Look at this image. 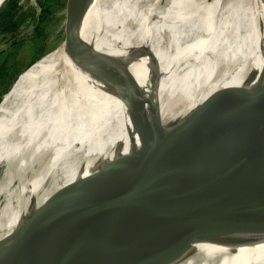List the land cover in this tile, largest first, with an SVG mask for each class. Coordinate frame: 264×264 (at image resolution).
<instances>
[{"label": "bare ground", "instance_id": "1", "mask_svg": "<svg viewBox=\"0 0 264 264\" xmlns=\"http://www.w3.org/2000/svg\"><path fill=\"white\" fill-rule=\"evenodd\" d=\"M74 8L72 35L25 70L0 102V264L56 215L81 202L110 199L115 184L98 186L94 173L110 175L116 157L125 156L128 179L140 170L131 160L162 149L170 128H182L178 143L187 132L196 133L199 116L210 114L230 87H246L249 68L257 76L239 110L264 98V0H76ZM102 22L111 52L100 49ZM72 38L76 45L65 44ZM96 52L111 58L109 81L99 74ZM123 87L131 94L128 105ZM150 103L159 112L157 122L147 111ZM164 172H144L125 198L144 193ZM203 172L192 206L172 218H186L184 235L141 264H264V224L254 200L236 186L254 185L264 176V156L207 157ZM233 196L237 205L227 211ZM69 246L68 264L137 259L109 239L70 240Z\"/></svg>", "mask_w": 264, "mask_h": 264}, {"label": "water", "instance_id": "2", "mask_svg": "<svg viewBox=\"0 0 264 264\" xmlns=\"http://www.w3.org/2000/svg\"><path fill=\"white\" fill-rule=\"evenodd\" d=\"M103 9L101 4L99 10L103 12ZM115 19H112V22ZM102 23L104 31L99 37L100 49L101 52H111L105 43L111 44L103 35L107 24ZM67 34L72 35L70 31ZM65 44L76 45V40L68 39ZM50 51L44 52L41 57L47 56ZM101 52H96L94 59L100 76L109 81L106 69L113 63L108 55ZM87 63L91 68L92 64L88 59ZM114 69L122 76L120 68L114 65ZM256 76L255 69L249 68L246 87H230L210 114L205 111L199 116L201 125L197 132H187L181 143H178V139L182 128H170L167 131L170 137L163 142L162 149L131 160V165L140 170L130 178L127 179L123 172L126 165L124 155L116 157L110 175L102 170L96 171L94 182L98 183V186L103 181H112L115 184L117 190L112 197L102 203L81 202L56 215L27 240L7 264H68L70 240L101 239L111 240L119 252L135 254L137 259L133 264H141L153 251L178 240L184 235L188 224L185 223L186 218L184 219L182 213H179L173 222L172 218L178 210H187L192 206V203L189 205L188 202L197 181L204 175L203 167L207 157L216 161L241 155L264 156V127H258L260 122L264 124V98L252 100L246 109L239 110V103L250 95L252 89L249 86ZM128 90L129 87H123L121 92L122 98L127 99V105L131 96ZM147 111L152 117L155 116L154 121L157 122L160 118L159 112L152 111V103L148 105ZM193 113L188 115L192 116ZM142 116L140 115V118ZM168 118L170 119L171 115ZM175 118L176 116H173V119ZM50 158L39 172L46 170ZM158 168L165 172L155 184L140 195L125 198L145 177L144 172H149V175L154 177ZM249 168V164L247 167L241 166L239 172ZM236 184L237 187L245 189L244 197L254 200V212L258 213L261 223L264 224V176L254 185L248 186L244 181ZM86 190L96 191L100 188L87 186ZM234 195L236 198L242 197L237 191ZM234 205H237V201L233 196L232 203H229V199L225 203V209L230 211ZM215 220L218 221L217 218Z\"/></svg>", "mask_w": 264, "mask_h": 264}, {"label": "rangeland", "instance_id": "3", "mask_svg": "<svg viewBox=\"0 0 264 264\" xmlns=\"http://www.w3.org/2000/svg\"><path fill=\"white\" fill-rule=\"evenodd\" d=\"M75 3L5 0L0 7V102L25 70L68 37Z\"/></svg>", "mask_w": 264, "mask_h": 264}, {"label": "trees", "instance_id": "4", "mask_svg": "<svg viewBox=\"0 0 264 264\" xmlns=\"http://www.w3.org/2000/svg\"><path fill=\"white\" fill-rule=\"evenodd\" d=\"M8 14V13H7Z\"/></svg>", "mask_w": 264, "mask_h": 264}]
</instances>
